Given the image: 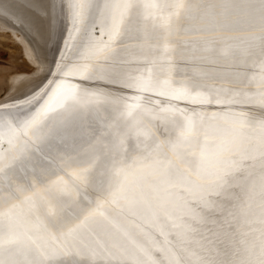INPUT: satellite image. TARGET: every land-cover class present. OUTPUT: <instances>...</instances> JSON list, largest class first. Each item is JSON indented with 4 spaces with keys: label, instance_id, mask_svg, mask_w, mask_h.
Instances as JSON below:
<instances>
[{
    "label": "snow or ice",
    "instance_id": "1",
    "mask_svg": "<svg viewBox=\"0 0 264 264\" xmlns=\"http://www.w3.org/2000/svg\"><path fill=\"white\" fill-rule=\"evenodd\" d=\"M69 7L81 23L91 5L74 0ZM174 7L154 15L146 0H105L107 23L92 27L94 43L84 51L78 82L61 86L23 130L0 136V216L21 229L0 240V249L19 244L25 264H68L87 221L99 216L112 223L103 210L109 205L151 247L116 225L127 244L109 234L110 247L123 260L109 252L107 260L72 264H184L180 251L191 264H219L174 248L156 216L163 211L172 219L173 208L194 211L172 187L208 206L243 161L264 159V0H176ZM153 96L184 107L143 103ZM257 100L259 116L252 111ZM213 105H227V114L210 113ZM249 222L262 225L258 244L247 246L239 264H264V200L258 221ZM144 225H152L166 247ZM193 231L185 224L175 235L186 245ZM89 240L108 251L103 241ZM32 250L35 259L28 260Z\"/></svg>",
    "mask_w": 264,
    "mask_h": 264
},
{
    "label": "bare ground",
    "instance_id": "2",
    "mask_svg": "<svg viewBox=\"0 0 264 264\" xmlns=\"http://www.w3.org/2000/svg\"><path fill=\"white\" fill-rule=\"evenodd\" d=\"M169 1L170 0H146V2L151 3L154 6V11H153L154 15H164V16L168 15L170 12L175 10L174 6L176 3V0H171L172 5L168 4ZM73 2L74 0H0V9L2 10V11L0 10V32L1 30H4V29L6 31H8L9 29H12V30L14 29L13 34L15 30H16L15 32H17L18 34V36L14 34L15 35L14 39L15 40L18 39L17 41L18 43L16 44L17 45L19 44L18 47H20L19 48L20 52H18L17 50V53H15L14 55L12 54L13 56L12 59L14 60L13 63L16 61H19V62L21 61V62H24V65L30 64V66L31 65L34 66V64L36 63L40 65L39 61L36 59L37 57H39L42 60L41 61L39 59L42 62V65L44 66V68L45 67H49L50 69L52 68L51 72L53 70V67H50L49 65L53 64L54 66L55 65L57 66V67L55 66L57 70L54 69L53 72L56 71L58 73V78L60 80V83L58 84V86L60 84H61L60 86H66L68 83L78 82L76 73L81 70L77 67L79 66L80 63L79 62L76 64H73V63H75L77 59L79 60V58L84 59L83 54H84L86 47L94 43L93 41L94 34L92 33L93 25L99 28L101 26V21L103 20V22L106 24L107 20L104 19L103 17V5L105 3V0H87V2L90 3L91 7L86 9L84 13L83 21L81 23H76L74 21L73 9L69 7V5ZM53 4L56 5L55 9L52 8ZM161 5H164L162 10L160 7ZM5 30H4V33H5ZM11 33L12 31H10V35ZM8 35H5V37L7 38ZM10 39L8 38L7 40H10ZM13 45H14V41H13ZM33 50H35V52ZM46 69L48 70V68ZM33 72L38 73L36 71H33ZM47 72H49V70ZM33 78L34 77L32 76H24V75H20V73L18 74L14 72L12 67L10 68L8 66H0V86L4 89L7 88L8 90L9 88H14V86H17L16 89L18 90L20 88L19 86H23V87L26 86L25 84H28L27 82L31 81ZM38 78H35V79H38ZM45 78L46 77L40 78V80L39 81L37 80V82L39 83L41 79L44 81ZM47 82L48 81H46V83ZM42 83L44 84V82ZM85 83L87 84V82ZM34 84L33 85L36 86V83ZM38 85L40 86V84ZM39 86H36V87L38 88ZM87 86L91 87L92 85L89 84ZM23 87L21 88L23 89ZM36 87L31 88L32 91L30 89L31 93L35 91L34 88L37 89ZM40 88L41 86L39 87V89ZM16 89L14 88L13 94H14V91H15V94L18 93ZM22 89L21 91H24L25 94H22L21 91H20L21 93L20 92L19 93L23 96L25 95L27 99L28 95H26V93L27 91L28 93H30V91L27 88H25L27 89V91H25V89L23 90ZM55 91H53L54 94H56ZM0 92H2L1 89H0ZM9 92L12 93V90L11 91L9 90ZM9 94H7V96H9ZM15 94H14L15 101H19L20 99L19 97L21 95L18 97L19 94L17 95ZM33 95L34 93L29 95L28 98H30ZM129 95L147 96V94H140V93H135V92H130ZM16 96L18 100H16ZM12 97L13 95L10 98L8 97V99H11ZM25 97H22V98H25ZM4 98H5V95H4ZM6 98L5 100L7 101ZM22 98L21 100L24 101V99ZM159 100H161V97L153 96L150 99L145 98L143 100V103L151 105V106H156L155 102ZM13 101L10 104H13ZM164 101H165V104L175 103V104H178L180 107H184L183 101L169 102L166 99H164ZM20 102L18 103V107L21 104ZM3 103H5V101H3ZM14 104L16 105L17 102ZM256 104L257 106L253 108L252 111L255 115L259 116L260 108L258 106L259 105L258 100ZM11 107L9 106V108ZM190 107L198 108L199 106L190 105ZM227 108H228L227 105L225 106L213 105L208 111L210 113L220 112L222 114H227ZM6 135L7 134L5 133H2V132L0 133V136H6ZM34 163L37 166H40L43 162L37 157ZM243 165L244 166L240 168V170L231 174L232 178H234L239 183V185H235V184L226 185L225 184L224 187L220 190L218 196L219 195L241 196L242 198L246 199V201H248L247 210L251 211V214L247 216L248 218L244 221V223L240 224L238 227L233 228L232 226H227L226 224H224L228 227L227 229L228 231L226 232L227 235L221 236L220 238H219L220 236L219 235L218 236L219 239L212 237L210 233H208L209 232L208 230L210 228L207 229L208 226L205 225V228L207 229L206 232L208 231L207 233L210 236L209 237L204 236L205 238L198 240L197 242H190V243L188 242L185 245L191 251H195L199 255L206 257L205 259H209V258L214 259L218 261L219 264H225L226 261H230L231 264H239V262L246 255L247 246L253 242L258 244V240H256V237L259 236V230L261 229L262 225L258 222L250 223L249 221H258L261 215V202L262 200H264V189H262V183H264V181H262L261 179L262 176H264V159L257 157L255 160H251V159L245 160L243 161ZM157 178L158 177H152V179H157ZM190 179L195 180L196 178L190 177ZM145 187L147 190V184H145ZM170 191H172L173 193H179L181 196L184 197L186 201H188L187 206L191 209H194V211L191 213H183L179 209L173 208L172 209V219L167 218L163 214V211L157 212L156 223L160 224L163 227L164 231L169 234L168 240L171 241L172 246L179 251L181 249V246H180L181 243L178 237L175 235V233L182 231L183 225L185 224L190 225L191 227H194L195 225L197 226L198 223L202 222L200 217L203 218V217L211 216L213 213L220 210L222 206L211 208L213 206V205L211 206L212 204L211 202H210L211 204H209L211 207L198 204L197 202H193L192 197L184 189L180 187H172ZM216 196H212V197H216ZM209 199H211V197H209ZM213 202L215 203L216 201H214L213 199ZM165 207H169V208L171 207L170 201L165 204ZM232 208L234 212V207L232 206ZM103 210L106 212L107 216L110 218L113 225L116 226L119 224H123L125 226L124 228H127L139 243L144 244L145 246L149 248L151 247V245H149L148 242L146 241L145 237L142 234H139L136 228H133L126 223L124 219V215L121 213L119 208L105 205ZM139 211L141 214H144L145 209L143 205L139 207ZM198 216H200L199 217L200 219L198 218ZM181 217L182 219H179ZM197 219L201 220V222L197 223ZM203 220H204L203 222H205L206 218L205 219L203 218ZM223 220L225 223L226 218ZM232 220L234 219L231 218V221ZM106 222H109V221L99 216L93 217L89 221L86 222L84 227L80 230L79 237H78V239H80L83 242L80 243L78 247L72 248V256L68 260V264H72L73 261L79 262L82 260H92V259H99L102 261L107 260L110 258L108 254L109 252H111L112 255L116 256V258L119 260L124 259V257L118 252L116 248L110 247L109 234H111L112 236L120 240L121 243L127 244V241L120 232H113V231H108L106 229H101V223H106ZM175 222L181 223L182 227L177 228V229L172 228V224ZM213 223L215 222H212V224ZM200 225L202 226V223ZM144 227H146L147 231L153 235V237L156 239V241H158L161 244V246L166 247V245H164V238L160 235V233H158L155 230V228L152 225H144ZM220 227H222V225ZM200 228H202V230L204 229L203 227H200ZM251 229H256V231L252 232ZM20 231L21 229L19 228V226H17L13 221H11L7 217V215L0 216V240H2L4 237L9 236V235H16ZM223 231L225 232V230ZM218 232H219L218 234H220V231ZM196 234H198V232ZM215 235L217 234L214 233V236ZM90 236H94L97 240L103 241L106 245H109L108 251H105L103 248H96V244L92 243L89 240ZM198 237H200L199 234H198ZM191 241H194V240H191ZM20 247L21 246L19 244H10L0 249V260L5 261V264H25L26 257H25L24 252L17 251V249ZM29 248H32V246L29 245ZM93 248H96V251H97V254L95 257L93 256V253H92ZM204 249H208L209 251L206 252L204 251ZM216 250H218L219 252L218 253L215 252ZM56 255L59 258L63 256V253L58 252ZM156 255H157V258H159L160 254L157 253ZM234 255H237V257L233 258ZM27 259L28 260L35 259L34 250L27 252ZM184 259H185L184 264H191V262L187 259V255H185ZM162 264H164L163 261H162Z\"/></svg>",
    "mask_w": 264,
    "mask_h": 264
},
{
    "label": "rangeland",
    "instance_id": "3",
    "mask_svg": "<svg viewBox=\"0 0 264 264\" xmlns=\"http://www.w3.org/2000/svg\"><path fill=\"white\" fill-rule=\"evenodd\" d=\"M168 4H171L172 5V2H171V0L168 2ZM1 10V9H0ZM2 11V10H1ZM5 30V29H4ZM4 30H1V35H0V66H8V67H12L13 68V71L14 72H16V73H20V75H24V76H32V77H34L31 81H28L27 83L28 84H25L26 86H19L20 88L21 87H23V89H25V88H27L29 91H30V89L31 88H33V87H36V86H39L38 84H40V86H41V88L42 87H44V88H40L39 89V87L37 88V89H35L34 88V92H32V93H34V95L33 96H31L30 98H28V96L29 95H31L32 93H31V91H32V89H31V91H30V93H28V91H27V89H25V91H27V93H26V95H28L27 96V99H26V97H25V95L23 96V95H21L20 93L22 92V94H25V92L24 91H21V89L18 91L16 88H17V86H14V88L17 90V92L18 93H16L15 94V91H14V94L15 95H17V94H19L18 95V97L20 98L19 99V101H15V96H14V94H13V90H14V88H9L8 90H7V88H2L1 86V90H2V92H0V99L2 98H4V95H5V98L7 99V101L5 100V98L3 99V101H5V103H3V101H2V99L0 100V103H2V104H0V131L2 132V133H5V134H9V132H10V129L11 128H16V129H22L23 128V126H24V123H25V121H27V120H29V119H31V117L32 116H34L35 114H36V111H39L40 109H41V107L42 106H45L48 102H49V100L52 98V95L54 94L53 93V91H55L56 93H57V90H58V88H60L61 86V84L58 86V84L60 83V80H59V78H58V73L56 72V71H54L53 72V70L54 69H56L57 70V68H55V66L53 65H49L50 67H53V70H52V72H51V69L49 68V67H45L44 68V66L42 65V60H41V58H39L40 60H39V63H40V65L38 64V63H36V64H34V66H30V64L29 65H27V64H25L24 65V62H19V61H16V62H14L13 63V59H12V54L14 55L15 53H17V50H18V52H20V47H18L19 46V44L17 45L16 43H18L17 41H18V39L17 40H15L14 38H15V35L14 34H16V36H18V34H17V32H15L14 31V34H13V30L12 29H9L10 31H12V33H11V35H10V31L8 30V31H6L5 30V33H4ZM8 35V37L6 38L5 37V35ZM2 35H4V36H2ZM14 37H13V36ZM4 37V38H3ZM13 39H12V38ZM10 39V40H7V39ZM13 41H14V45H13ZM16 41V42H15ZM11 59H12V61H11ZM37 59V58H36ZM80 60V61H79ZM79 60L77 59L76 61H75V63H73V64H76V63H80L79 64V66H77L79 69H82V67H83V65H84V63H85V60L84 59H80L79 58ZM37 61V60H36ZM81 61H82V63H81ZM13 64V65H12ZM23 64V65H22ZM11 65V66H10ZM19 66V67H18ZM37 66H38V68H37ZM26 67V68H25ZM57 67V66H56ZM41 68H42V70H41ZM46 68H48V70H49V72H51V73H49V72H47L48 70L46 69ZM44 69V70H43ZM47 70V71H46ZM33 71H36V72H38V73H34ZM33 72V73H32ZM30 73V74H29ZM44 73V74H43ZM52 73H54V74H52ZM47 74H49V75H46ZM51 74V75H50ZM44 77H46L45 78V80L43 81L42 79H41V83L39 82H37V80L39 81L40 80V78H44ZM40 76V77H39ZM39 77V78H38ZM50 77H51V79H50ZM35 78H38V79H35ZM48 78V79H47ZM47 79V80H46ZM50 79V80H49ZM46 81H48L47 83H46ZM50 81V82H49ZM42 82H44V84L42 83ZM34 83H36V86H34L35 84ZM29 84H31V85H29ZM34 84V85H33ZM42 84H43V86H42ZM16 85V84H15ZM24 85V84H23ZM32 85H33V87H32ZM46 86V87H45ZM57 86V87H56ZM30 87V88H29ZM57 88V89H56ZM22 89V90H23ZM9 90L11 91L12 90V93L11 92H9ZM7 91H8V93H7ZM21 91V92H20ZM37 91V92H36ZM40 91V92H39ZM43 91V92H42ZM20 92V93H19ZM24 92V93H23ZM36 92V93H35ZM39 92V93H38ZM10 93V94H9ZM7 94H9V96H7ZM39 94V95H38ZM13 95V99H14V101H13V99L11 98V99H8V97L10 98L11 96ZM36 96V97H35ZM53 96H55V94L53 95ZM22 97H25V98H22ZM35 97V98H34ZM21 98L22 99H24V101H22L21 100ZM33 98H34V100H33ZM26 99V100H25ZM29 99V100H28ZM32 99V100H31ZM165 98L164 97H161V100H164ZM13 101V104H10L12 101ZM16 100H18L17 99V96H16ZM20 100H21V102H20ZM48 100V101H47ZM9 101V102H8ZM11 101V102H10ZM17 102V106L14 104V103H16ZM21 103L20 104V106L18 107V103ZM7 103V104H6ZM25 105H24V104ZM46 103V104H45ZM11 107V108H9V106ZM22 105V106H21ZM3 106V107H2ZM5 106V107H4ZM2 107V108H1ZM7 107V108H6ZM6 108V109H5ZM43 108V107H42ZM23 130V129H22ZM0 132V133H1ZM6 135V136H7ZM5 136V137H6ZM229 184H235V185H239V183L234 179V178H232V175H230L228 178H227V183H226V185H229ZM231 196V197H230ZM215 198H216V200H215ZM213 199H214V201H216L215 203L213 202ZM224 199H225V201H224ZM242 199V200H241ZM210 200V202L212 203H210L211 204V206L210 205H208L209 207H211V208H215V207H218V206H222V208L220 209V210H218L217 212H215V213H213L212 215H214V216H208L209 218H210V220H209V218L208 217H203L204 219L206 218V220H205V222H203L204 220H203V218L202 217H200V216H198V218L200 217L201 218V220H202V222H201V220H198L197 219V223L198 222H201L202 223V226L200 225L201 223H198V225L196 226H194V227H192V228H194V231L193 232H190V233H188V240H189V243L190 242H197L198 240H201V239H203V238H205V237H209L210 235L212 236V237H214V238H216V239H219L221 236H226L227 235V229H228V227L227 226H232L233 228H235V227H238L240 224H242V223H244V221L248 218L247 216H249L250 214H251V211H249V210H247L248 209V205H247V202L248 201H246V199H244V198H242L241 196H237V195H217L216 197H211V199H209ZM220 200V201H219ZM223 202V203H222ZM243 204V205H242ZM216 205V206H215ZM225 206V207H224ZM232 206L234 207V212H233V208H232ZM232 209V210H231ZM238 210H240V211H238ZM220 212V213H219ZM219 213V214H218ZM227 213V214H226ZM216 214H218V215H216ZM235 214H236V216H235ZM215 215H216V217H215ZM230 215V216H229ZM234 215V216H233ZM232 216V217H231ZM240 216V217H239ZM228 217V218H227ZM238 217H239V219H238ZM199 218V219H200ZM208 218V219H207ZM215 219V221H214V219ZM226 218V220H225V223H224V220L223 219H225ZM231 218H233L234 220H232L231 221ZM230 221H231V223H230ZM243 221V222H242ZM212 222H215V223H213L212 224ZM226 222H228V223H226ZM235 222V223H234ZM208 223V224H207ZM230 223V224H229ZM204 224V225H203ZM224 224H226V225H224ZM234 224V225H233ZM200 225V226H199ZM205 225H207L208 227H207V229H209L207 232L208 233H210V235L206 232V228H205ZM222 225V227H220ZM118 226H120V227H122V228H124L125 226L123 225V224H119ZM210 226V227H209ZM199 227V228H198ZM200 227H203L204 229L202 230V228H200ZM220 227V228H219ZM225 227H226V229H225ZM219 228V229H218ZM222 228V229H221ZM101 229H106V230H108V231H113V232H119L118 231V229H117V227L115 226V225H113V223H110V222H106V223H101ZM201 229V230H200ZM196 230V231H195ZM199 230V231H198ZM220 231V234H218L219 232L218 231ZM223 230H225V232L223 231ZM201 231V232H200ZM202 231H203V233H202ZM205 231V232H204ZM198 232V234L200 235V237H198V234H196ZM200 232V233H199ZM222 232V233H221ZM205 233V234H204ZM207 233V234H206ZM214 233L215 234H217V235H215L214 236ZM197 235V236H196ZM208 235V236H207ZM220 235V236H219ZM205 236V237H204ZM218 236H219V238H218ZM195 237V238H194ZM197 237V238H196ZM191 240H194V241H191ZM138 242V241H137ZM181 246V248H186L187 246H183V245H180ZM187 249L188 250H190L188 247H187ZM215 252H219L218 250H216ZM180 255H182L181 257H182V259H183V261L185 260L184 259V257H185V255H187V252H184L183 251V253H182V251L180 252ZM184 256V257H183ZM237 257V255H234V257L233 258H236ZM204 258H206V257H204ZM161 264H162V262H161Z\"/></svg>",
    "mask_w": 264,
    "mask_h": 264
}]
</instances>
